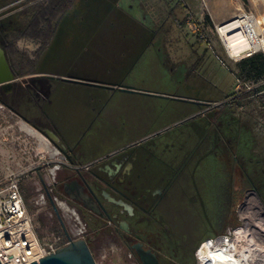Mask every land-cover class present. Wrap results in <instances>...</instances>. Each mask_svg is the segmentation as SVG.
<instances>
[{"label":"rangeland","instance_id":"obj_1","mask_svg":"<svg viewBox=\"0 0 264 264\" xmlns=\"http://www.w3.org/2000/svg\"><path fill=\"white\" fill-rule=\"evenodd\" d=\"M42 1L21 0L17 4L19 8L14 20L17 22L13 21L14 32L20 33V17L26 9ZM140 1L120 0L117 7L122 9L126 19L119 17L117 12L105 19H101L99 14H88L82 22L71 24L72 31L79 33L82 38L65 49L57 36L49 48L44 65L46 70L55 74L48 75L52 81H47L44 76L35 77L28 74L16 78L13 83L23 82L29 85L33 78H37L40 86L50 84L51 104L48 106V114H55L52 118L60 127L79 130L88 114H106L119 118L123 122L120 123L121 127L124 126L127 130V135L135 130L143 132L169 125L170 129L159 138H169L173 141L190 128L204 126L208 117L213 114H199L193 119L181 122L179 119L186 114L163 113L187 104L196 107L206 99L216 100L231 93H244V90H248L246 87L252 89L264 83V78L245 84L237 79V67L230 64L232 61L226 57L214 33L215 23L222 17L229 20L241 12H252L257 17L264 16V0H182L181 4H188L194 10L183 19L181 28L172 22L171 17L154 16L156 8L158 12L160 10L159 4L163 6L158 0ZM181 4L178 0H173L171 7L181 8ZM147 11L159 22L162 20L156 28L154 27L156 31L182 29L183 35L176 40L161 38L163 35L147 40L150 42L147 44L148 48L140 59L134 62L136 54L147 41L133 36L139 31L147 32L152 29ZM129 19L134 20L137 25L129 24ZM170 43L173 44L167 45ZM185 44L193 45V50L203 61L202 66L190 67L187 64L185 56L186 60H190L188 56L193 50ZM16 46L30 61L34 60L39 47L38 43L28 39H20ZM82 46L88 47L89 50H78ZM74 51L80 53L78 57L70 54ZM73 59H76V67L71 68ZM28 70L29 67L26 66L24 71ZM70 71L91 76L104 84H121L132 88L133 91H106L100 87L60 81L59 74ZM248 101L250 102L243 104L242 114L238 115L242 125L252 129L255 139L253 149L257 150L255 158L260 162L248 172L254 174V185L260 189L264 188V184L260 182L264 175L259 174L262 169L264 172V110L258 107L254 99L240 103ZM22 124L34 129L29 122L23 121L12 110L2 105L0 191L6 188L11 180H18L25 211L32 220L38 239L44 242L55 236L61 237L67 230L66 224L60 223L52 204L45 196L46 189H53L58 199L64 202L55 185L62 169L59 164L61 160L59 156H50L46 148L50 143L45 136L37 131L35 135L29 134ZM115 134L112 125L101 122L98 130L90 132L86 137L91 146L90 151L98 152L108 144L120 141ZM51 171H54L53 175ZM192 173L194 179L188 184L187 195L180 193L167 204L164 221L169 229L167 235L176 243L172 246V251L184 253L188 257L186 263L178 264H198L195 253L203 241L227 235L242 226L240 209L250 194H254L264 208L255 190L246 183V179L243 176L238 177L237 168L235 172L233 167L226 168L227 175H236L233 185H239L240 190L235 193L228 192V183L222 176L223 168L218 167L211 158L202 162ZM228 198L232 201L228 202ZM226 207L228 211L225 213L224 223L218 227L216 217L221 210L225 211ZM77 214L81 222L87 225L83 239L88 241L96 264L134 263L110 231H103L111 225L96 220L89 222L78 210ZM143 234L145 239L155 242L153 238L158 234V228L152 222L147 223ZM194 236H199V240L190 244Z\"/></svg>","mask_w":264,"mask_h":264},{"label":"flooded vegetation","instance_id":"obj_2","mask_svg":"<svg viewBox=\"0 0 264 264\" xmlns=\"http://www.w3.org/2000/svg\"><path fill=\"white\" fill-rule=\"evenodd\" d=\"M20 1L0 0V49L15 79L26 75L17 74L10 53L19 52L16 43L20 39L35 41L25 35L26 11L20 17L21 24L18 26L21 29H19L20 33L14 32L13 25L17 22L14 20L19 8L17 4ZM66 18L67 15L60 18L58 30L53 33L42 51L57 39L65 20H69ZM35 42L38 43L39 50L40 44L38 41ZM34 65L42 69L41 60ZM52 74L54 73L46 74L42 71L34 73L33 76H44L50 82L52 79L48 75ZM109 86L110 88H100L106 91H123L121 87H126L121 84ZM50 93L51 85L47 83L45 86H40L37 78H33L29 85L12 82L10 92L5 93L0 88V108L4 105L16 116L23 117L33 127L45 132L50 146L58 151L61 160L59 164L62 169L55 185L64 202L76 213L78 210L89 222L96 220L111 225L103 231H110L118 244L126 249L128 258L134 262L133 264H141L134 249L136 244L153 253L158 264L187 262L188 257L184 253L172 251V246L176 243L167 235L169 229L164 222L166 208L176 195L180 193L187 195L188 184L194 179L193 170L208 158H211L218 167L223 168L222 176L228 183L229 193L239 191L240 187L233 185L236 175L235 177L233 174L227 175V166L233 167L234 172L237 168L238 177L243 176L251 188L255 186L254 174L248 171L257 166L260 160L255 158L257 150L253 149L255 139L252 129L242 125L241 117L238 115L242 113L236 93L216 100L206 99L196 107L187 104L163 113L186 114L179 119L181 122L193 119L199 114H213L208 117L204 126L190 128L174 141L169 138H159L170 129L169 125L143 132L135 130L127 135L125 127L122 128L120 125L123 122L116 116L106 114H88L84 117L83 125L79 130L60 127L52 118L55 114L53 116L48 114V106L51 104ZM101 122L112 125L115 136H118L120 141H114L104 149L92 153L86 137L90 132L98 130ZM259 174L264 175L263 169ZM45 193L48 200L52 196L57 197L53 189H46ZM89 203L94 204V210L85 207V204ZM227 207L216 217L218 227L224 223ZM150 222L158 228V234L153 238L155 242L145 239L143 234L146 224ZM84 225L86 228L87 225ZM198 240L199 236H194L190 244Z\"/></svg>","mask_w":264,"mask_h":264},{"label":"built area","instance_id":"obj_3","mask_svg":"<svg viewBox=\"0 0 264 264\" xmlns=\"http://www.w3.org/2000/svg\"><path fill=\"white\" fill-rule=\"evenodd\" d=\"M231 23H237L238 28L224 34L223 29ZM214 33L228 59L234 63L256 53L264 56V16L257 17L252 12H241L225 22L216 24ZM238 34L243 35L248 47L232 55L226 36ZM49 201L52 208L55 207L61 223L66 224L67 230L61 237L55 236L40 242L32 220L25 211L18 180H11L6 188L0 191V264H29L34 260L38 262L39 258L66 246L69 240L83 239L86 228L77 213L55 196Z\"/></svg>","mask_w":264,"mask_h":264},{"label":"trees","instance_id":"obj_4","mask_svg":"<svg viewBox=\"0 0 264 264\" xmlns=\"http://www.w3.org/2000/svg\"><path fill=\"white\" fill-rule=\"evenodd\" d=\"M116 1L43 0L29 7L24 14L25 35L38 41L40 48L35 52L33 61L28 60L26 56L19 52L10 53V57L16 65L17 74L20 76L42 72L41 67L38 69L34 64L41 60L42 48L47 45L53 33L58 30L59 20L62 16L82 15L87 17L88 14L93 16L99 14L101 19H105L109 18L113 12H117L119 13L117 15H120L121 12L115 7ZM26 66L29 67V70L25 72L24 68L26 69ZM236 67L237 79H240L243 84L246 82H257L264 78V56L260 53L242 59L236 64ZM239 98L241 101L254 99L258 107L264 110V83L241 94ZM249 102H241L240 106ZM260 182L263 185L264 179H261ZM253 188L264 206V188L261 187L259 189L256 185Z\"/></svg>","mask_w":264,"mask_h":264},{"label":"bare ground","instance_id":"obj_5","mask_svg":"<svg viewBox=\"0 0 264 264\" xmlns=\"http://www.w3.org/2000/svg\"><path fill=\"white\" fill-rule=\"evenodd\" d=\"M238 28L231 23L223 33ZM230 54H238L248 47L242 34L226 36ZM26 132L35 135L37 132L22 124ZM51 157H58V151L46 147ZM54 174V171H51ZM243 225L227 235L203 241L196 250L198 264H264V208L254 194H250L240 209Z\"/></svg>","mask_w":264,"mask_h":264},{"label":"crops","instance_id":"obj_6","mask_svg":"<svg viewBox=\"0 0 264 264\" xmlns=\"http://www.w3.org/2000/svg\"><path fill=\"white\" fill-rule=\"evenodd\" d=\"M139 2H141L140 0H138ZM160 3L163 4L160 5L159 4V12L157 11V8H156V11L153 12L154 16H164V17H171L172 19V22L177 24V27H180L182 26L183 24V19H185V17L188 15V13L191 11L193 12V7H190L188 4L187 5H183L181 4V1L182 0H178V3L181 4V8H178V7H171L173 5V0H158ZM120 2V0H117L116 3H115V7L121 12L120 15H118L119 17H123V19L125 18V14L124 12L122 11V9L118 8L117 7V4ZM148 12V11H147ZM157 12V13H156ZM148 16H149V22L151 24V28L150 30H148L147 32H143V31H139L135 34V36H133V38H136V39H146V41L148 40H153L154 38H157L159 35H163L161 38H166V39H178L181 35H183V31L182 29H176V30H169V31H165V32H161V31H156L154 29V27L156 28L158 26V23H161L162 20L159 22V20L155 19L152 17V15L150 14V12L147 13ZM146 14V15H147ZM168 14V16H167ZM179 15H181V17H179ZM86 16H82V15H75V16H67L66 19H69V20H65L64 22V25L60 28L59 32H58V38L60 39V43L62 45V47L65 49L67 48V46H70V45H73V43L78 40V39H81L82 36L75 32V31H72L71 27L72 25L71 24H75V23H78V22H82L83 20H85ZM127 18V17H126ZM125 18V19H126ZM228 19H226L225 17H222L220 19H217V23L216 24H219V23H222V22H225L227 21ZM129 21V24L132 23V24H136V22L134 20H127ZM167 22V21H166ZM139 24V23H138ZM140 25V24H139ZM193 35H195L197 37V35L192 32ZM216 36V35H215ZM160 37V36H159ZM158 37V38H159ZM84 38V37H83ZM217 38V37H216ZM145 42L144 43V47L141 49V51L139 53L136 54V58L134 60V62H137L140 57L143 55V53L146 51V49L148 48L147 44H150V42ZM173 43H170V44H167V45H172ZM177 46H178V43L176 42L175 43ZM64 45V46H63ZM187 47L191 48L193 50V45H188V44H185ZM51 47V45L48 46V48L44 49L42 51V71L45 72V73H48V74H51L50 72L51 71H48L46 70V68L44 67L46 61H47V58H46V55L48 54V51H49V48ZM62 48V49H63ZM87 50L88 47L86 46H82V48H79L78 50ZM74 50V49H73ZM89 50V49H88ZM70 52H71V49H70ZM62 54V53H61ZM70 54H73L74 56H77L80 54L79 52L78 53H75L72 52ZM226 55V54H225ZM190 58V60H186V56H185V61H188V65L190 67L194 66V65H197V66H202L203 65V61L202 59L200 58L199 54L197 52H195L193 50L192 54L188 56ZM227 57V56H226ZM178 59V58H177ZM188 59V58H187ZM76 59L74 60L73 59V64L71 63V68H74L76 67ZM230 62V61H229ZM240 62V61H239ZM238 63V62H237ZM237 63H234V62H230V64H237ZM234 65V66H235ZM60 77H68V76H75V77H79V78H84V79H90V80H96L95 78L91 77V76H88V75H80V74H75L74 72H63L61 74H59ZM246 89L250 90L248 87H246ZM248 90H244L245 92H247ZM244 92V93H245ZM232 94V93H231ZM241 94L243 93H240V94H237L236 92V95L239 97ZM241 101V99L239 98V102ZM256 102V101H255ZM244 105L240 106V111L242 110L243 111V107Z\"/></svg>","mask_w":264,"mask_h":264},{"label":"water","instance_id":"obj_7","mask_svg":"<svg viewBox=\"0 0 264 264\" xmlns=\"http://www.w3.org/2000/svg\"><path fill=\"white\" fill-rule=\"evenodd\" d=\"M14 79L15 78L13 72L11 71L9 64L7 63L3 51L0 49V88L5 93L10 92L12 82L14 81ZM61 80L65 82H71V83L81 84L91 87L110 88L109 85L101 83L97 80L84 79L75 76L61 77ZM121 89H123V91H128V92L133 91V89L126 87H121ZM20 118L23 121L27 122L23 117ZM33 128L35 129V131L39 132L41 135L47 138L44 131L37 129L36 127ZM85 207L91 210H94L95 208L93 203L85 204ZM53 208L55 210V215L57 219L61 223V220L59 218V215L55 207ZM64 232L66 233V231ZM134 249L140 259L141 264H158L154 254L151 253L149 250H144L140 244H136L134 246ZM29 264H96V263L86 241L83 239H79L74 241L69 240V243L66 246H63L58 250H55L54 253L39 258L38 262H35L34 260Z\"/></svg>","mask_w":264,"mask_h":264}]
</instances>
